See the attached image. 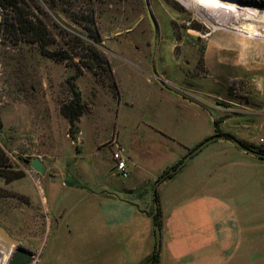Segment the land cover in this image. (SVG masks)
Listing matches in <instances>:
<instances>
[{"label": "rangeland", "instance_id": "1", "mask_svg": "<svg viewBox=\"0 0 264 264\" xmlns=\"http://www.w3.org/2000/svg\"><path fill=\"white\" fill-rule=\"evenodd\" d=\"M222 1L245 12L235 21L216 24L217 29L202 21L195 6L179 0H92L71 9L44 7L40 16L55 38L50 50L78 54L93 46L114 73L102 65L101 75L85 70L74 80L88 108L72 132L60 108L73 98L68 80L76 73L79 57L56 62L42 56L37 44L15 42L2 31L0 10V172L23 174L10 183L0 176V264H10L19 248L31 252L34 264L47 238L42 179L30 168L31 159L45 163L50 181L55 172L67 174L82 158L86 163L95 144L112 135L104 144L110 147L119 130L125 142L137 141L140 164L152 173L153 158H165L169 147L176 150L177 145L162 130L172 131V123L156 110L177 107V115L171 112L177 120L203 125L159 87L188 101L196 96L220 126L237 131L233 138L242 131L264 150V0ZM107 148L98 152L105 160ZM125 149L130 156L128 146Z\"/></svg>", "mask_w": 264, "mask_h": 264}, {"label": "crops", "instance_id": "2", "mask_svg": "<svg viewBox=\"0 0 264 264\" xmlns=\"http://www.w3.org/2000/svg\"><path fill=\"white\" fill-rule=\"evenodd\" d=\"M159 88L165 96L172 94L173 103L191 112L190 117L203 120V125L177 120L172 115H177V107L170 109L172 113L156 110L172 123V131L162 130L177 145L176 150L169 147L165 158H153L152 173L140 164L137 141L125 142L119 130L115 131L118 140L130 153L128 178L113 171L112 150L104 146L112 135L100 139L89 160L74 163L67 174L60 170L47 181V167L46 176H40V189L48 233L34 264H142L156 245L155 188L162 216L159 264H264V159L220 138L172 178L156 185L163 172L215 135L214 121H219L196 96L188 101L175 91ZM229 127L219 124L222 133L235 136L237 131L234 134ZM240 132V142L260 147ZM101 148H107L106 160L98 153Z\"/></svg>", "mask_w": 264, "mask_h": 264}, {"label": "trees", "instance_id": "3", "mask_svg": "<svg viewBox=\"0 0 264 264\" xmlns=\"http://www.w3.org/2000/svg\"><path fill=\"white\" fill-rule=\"evenodd\" d=\"M92 0H0V10L3 14L2 18V31L9 35L15 42L25 41L28 43L37 44L39 52L42 56L53 59L56 62L67 63L73 61L74 57H79V62L76 63V73L69 78L68 83L71 89L73 98L61 106L60 113L65 117L70 126V132L74 129L75 123L87 113L88 106L83 102L80 91L76 89L74 80L84 74L85 70L91 71L95 76H99L102 70H99L103 65L104 70L110 75H114L109 60L93 46H88L83 52L73 54L68 50H50L49 46L55 43V38L51 35L46 23L40 16L44 13V7L54 9L56 6H62L65 8H73L78 3L90 4ZM91 21L95 19V12L92 10L90 17ZM87 31H91V27H86ZM102 69V68H101ZM116 93L117 88L114 87ZM220 121H214L215 134L223 136V138L230 140L233 138L230 134L222 133L219 129ZM3 127V123L0 118V131ZM241 145L245 148L255 150L260 153H264V150L255 148L249 144L241 141ZM261 158V157H259ZM178 165V164H177ZM176 166L166 170L161 174L156 185L172 178L178 171ZM4 167V161L0 160V168ZM0 176L4 177L6 183H10L16 179H20L23 174L15 173L13 175L4 174L0 172ZM154 202L155 210L152 214L155 227L162 229V216L159 206V198L156 188L154 189ZM160 249L155 248L151 255L142 264H159Z\"/></svg>", "mask_w": 264, "mask_h": 264}, {"label": "water", "instance_id": "4", "mask_svg": "<svg viewBox=\"0 0 264 264\" xmlns=\"http://www.w3.org/2000/svg\"><path fill=\"white\" fill-rule=\"evenodd\" d=\"M223 138L221 135H213L204 141H202L198 146H196L193 150H191L184 158L183 160L177 165L176 170H181L194 156L199 154L205 147H207L212 142ZM230 141L238 148L242 149L245 152L251 153L253 155H256L258 157H261L264 159V153L257 152L252 149L245 148L241 145V142L238 139L230 138ZM30 168L32 171L40 175L41 177L46 176L47 174V166L43 163V161L35 157L30 160ZM155 237H156V246L158 249H160L161 246V229L159 227L155 228ZM33 259V255L28 250H25L23 248H19L16 250V252L13 254L10 260V264H31Z\"/></svg>", "mask_w": 264, "mask_h": 264}, {"label": "bare ground", "instance_id": "5", "mask_svg": "<svg viewBox=\"0 0 264 264\" xmlns=\"http://www.w3.org/2000/svg\"><path fill=\"white\" fill-rule=\"evenodd\" d=\"M179 1L183 2L186 5V7L195 6L196 9L199 10V12H197L198 13L197 15H199V17L202 19L203 22L209 24L214 29H217L216 24L235 21L239 18L241 14L245 12L243 9H237V6L233 5L235 3L230 2V6H227L226 3L223 2L222 0H179ZM247 16H249V18L250 17L254 18L255 15L247 14ZM261 20H264V16L261 17Z\"/></svg>", "mask_w": 264, "mask_h": 264}, {"label": "built area", "instance_id": "6", "mask_svg": "<svg viewBox=\"0 0 264 264\" xmlns=\"http://www.w3.org/2000/svg\"><path fill=\"white\" fill-rule=\"evenodd\" d=\"M110 147L112 150L114 173L120 178H128L130 175L131 159L127 154L125 147L119 142L117 138L110 142Z\"/></svg>", "mask_w": 264, "mask_h": 264}]
</instances>
